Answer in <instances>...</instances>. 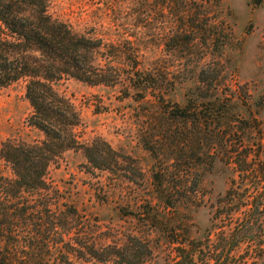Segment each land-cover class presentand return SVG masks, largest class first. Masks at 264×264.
Returning <instances> with one entry per match:
<instances>
[{
  "label": "rangeland",
  "instance_id": "1",
  "mask_svg": "<svg viewBox=\"0 0 264 264\" xmlns=\"http://www.w3.org/2000/svg\"><path fill=\"white\" fill-rule=\"evenodd\" d=\"M161 7L159 0H49L48 13L76 33L103 44L129 39L137 59L125 46L121 58L135 61L114 59L109 65L148 70L155 89L134 102L123 98L122 91L133 89L122 78L109 87L73 80L54 85L78 114L77 144L98 140L116 154L107 162L118 163L112 173L95 170L80 151H66L51 162L45 175L48 204L60 214L63 240L52 235L60 251L44 258L48 264H176L184 248L196 250L195 264H206L210 253L217 264L227 256L228 264H264V212L249 210L264 172V0H221L219 20L186 21L193 36L181 37L176 48L163 46L172 21ZM209 22L218 23L221 55L196 39ZM5 34L0 27V36ZM26 84L21 79L0 89V144L41 140L26 125L32 112ZM175 104L207 118L204 139L191 137L184 147L175 134L177 143L170 147L161 135L156 138L162 127L180 128L159 110ZM143 139L153 155L144 150ZM0 172L10 176L2 162ZM156 172L164 199L155 189ZM229 236L232 244L252 238L263 249L243 243L229 253ZM122 249L124 261L115 256Z\"/></svg>",
  "mask_w": 264,
  "mask_h": 264
},
{
  "label": "trees",
  "instance_id": "2",
  "mask_svg": "<svg viewBox=\"0 0 264 264\" xmlns=\"http://www.w3.org/2000/svg\"><path fill=\"white\" fill-rule=\"evenodd\" d=\"M159 1L161 8L168 10L172 21L169 41L163 44L165 47L171 43L176 48L181 37L193 36V30L188 29L186 21L208 24L207 19H218L221 13V0ZM48 4L49 0H0V27L6 33V38L0 36V89L21 79L27 80L24 97L32 112L26 125L41 136V140L33 144L11 140L0 144V162L8 167L10 173V176H5L0 172V264H48L44 258L49 259L52 250L60 251L59 244L53 243L55 237L52 236L57 235L63 240L58 233L60 214L49 209L51 204H48L45 183V175L55 158L66 151H80L92 169L108 173H112V167L118 163L114 160L113 164L107 162L110 154H116L98 140H93L87 146L77 144L74 131L78 125V114L69 99L59 94L54 85L73 80L89 87H109L120 83L122 78L127 87L133 89L132 93L122 91V96L134 102L143 101L145 92L155 89L154 79L148 70L136 67L123 70L109 65L114 59L135 61L130 55L121 58V48L134 46L129 39L103 44L100 39L76 33L48 13ZM213 9L216 14L212 16L210 11ZM220 33L218 23L211 22L196 39H200L205 46L207 43L213 46V51L221 55L223 46H219ZM133 50V59H137L138 51ZM203 67L200 64L196 76L198 79L200 77L198 84L202 83ZM197 89L201 91L200 86ZM156 99L161 106V96H156ZM160 106L161 115L166 116L170 125L174 122L180 127L177 130L172 125L165 126L157 131L156 138L161 135L165 145L169 142L173 147V143H177L175 134L180 136V145L184 147L191 142V137H196L198 141L204 139L207 118L199 115L196 106L191 107L196 113H189V106L181 108L175 104L170 108L165 105L166 109ZM158 121H163V118ZM142 144L144 150L153 155L150 143L143 139ZM102 146L104 150L100 149ZM197 166L203 168L202 164ZM241 172L245 173V170ZM260 174L259 187L249 202V210L257 215H260L259 210L264 212V172ZM153 179L154 183H159L155 189L161 197L157 172ZM161 198L164 199L163 196ZM164 202L171 207L170 200L165 198ZM238 224L241 226L242 221ZM243 243L260 250L263 249L264 239L263 246L252 238L239 239L233 244L230 240L229 253ZM122 251H116L115 256L124 261ZM178 251L180 254L176 264H195L197 252L194 248ZM215 257L210 253L203 262L217 264L218 258ZM227 259L228 256L224 264H228Z\"/></svg>",
  "mask_w": 264,
  "mask_h": 264
}]
</instances>
